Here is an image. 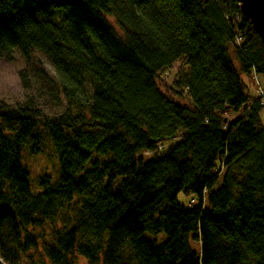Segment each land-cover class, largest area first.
I'll return each mask as SVG.
<instances>
[{
	"label": "trees",
	"instance_id": "trees-1",
	"mask_svg": "<svg viewBox=\"0 0 264 264\" xmlns=\"http://www.w3.org/2000/svg\"><path fill=\"white\" fill-rule=\"evenodd\" d=\"M13 50L47 57L78 112L0 102V264H264L263 107L243 81L264 48L236 0H0ZM177 60L183 91L157 77ZM47 136L60 175L34 193L20 149Z\"/></svg>",
	"mask_w": 264,
	"mask_h": 264
},
{
	"label": "rangeland",
	"instance_id": "rangeland-1",
	"mask_svg": "<svg viewBox=\"0 0 264 264\" xmlns=\"http://www.w3.org/2000/svg\"><path fill=\"white\" fill-rule=\"evenodd\" d=\"M111 25L114 26L118 35L121 36L122 29L117 26L112 18H108ZM42 70L45 75H43ZM177 72L179 73L176 76ZM184 71L180 67V60H177L166 70L158 73V80L173 87L174 79H179ZM262 89L264 90V77L258 79ZM246 93L255 98L258 97L255 81L250 82L246 77L243 78ZM176 90H182L176 88ZM183 91V90H182ZM0 102L5 103L9 107L29 108L39 115L40 119L57 120L63 114H76L78 106L71 100H68L60 91L53 66L47 57L40 52H35L34 56L27 62L20 52L13 50L11 57L0 59ZM243 111L233 112L229 114L230 119L242 116ZM262 124H264V108L259 113ZM44 140L41 151L37 155H30L25 148H21V161L28 172V182L32 192L37 193L39 181L42 177L50 178V181L56 182L60 175L58 159L54 150L50 147L51 139L47 136ZM165 144V148L168 144ZM178 203L183 207L188 206L191 201L193 205L197 203V197L191 194L179 192L177 195ZM45 233H49L50 229L45 226ZM42 229V230H43ZM41 230V231H42ZM149 237L148 234H145ZM192 247L196 249L197 243H192ZM77 264H87L86 260L77 256Z\"/></svg>",
	"mask_w": 264,
	"mask_h": 264
},
{
	"label": "water",
	"instance_id": "water-1",
	"mask_svg": "<svg viewBox=\"0 0 264 264\" xmlns=\"http://www.w3.org/2000/svg\"><path fill=\"white\" fill-rule=\"evenodd\" d=\"M236 2L264 48V0H236Z\"/></svg>",
	"mask_w": 264,
	"mask_h": 264
},
{
	"label": "built area",
	"instance_id": "built-area-1",
	"mask_svg": "<svg viewBox=\"0 0 264 264\" xmlns=\"http://www.w3.org/2000/svg\"><path fill=\"white\" fill-rule=\"evenodd\" d=\"M259 77H260V75L254 73L253 79L255 81V84L258 86V88H257L258 95L257 96L259 99V104H260V106H262L264 108V90L262 89V86L258 82Z\"/></svg>",
	"mask_w": 264,
	"mask_h": 264
}]
</instances>
